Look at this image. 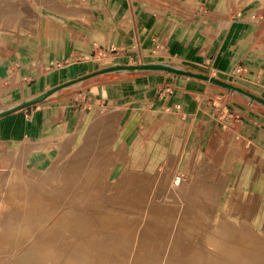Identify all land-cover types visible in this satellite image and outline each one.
I'll list each match as a JSON object with an SVG mask.
<instances>
[{"label": "rangeland", "instance_id": "obj_1", "mask_svg": "<svg viewBox=\"0 0 264 264\" xmlns=\"http://www.w3.org/2000/svg\"><path fill=\"white\" fill-rule=\"evenodd\" d=\"M75 1L0 0V47L3 51L7 49L8 36L10 49L12 42L21 39L20 33H37L44 25L51 26L61 17L75 18L78 11ZM174 26L179 25L176 22ZM260 46L261 57L264 59V45ZM100 53L98 57L105 67L143 63L171 64L162 59V56L167 54L163 42L160 43V48L154 47L143 53L144 58L141 61L133 56L137 51L116 49ZM180 66L178 67L193 70ZM239 71L241 78L228 77L216 71L213 75H218L221 79L232 78L237 84L240 81L244 84L242 81L246 70L241 68ZM110 72L111 74L106 76L109 80H105L112 87L109 93L122 91L126 94V99L117 104L106 102L95 106L88 105L76 129L54 140L57 151L53 161L48 166L37 169L46 173L58 171L64 167L67 160L74 158L73 154L77 150L86 149L87 155L82 159H86L88 165H94L98 170L97 178L92 180L95 186L79 194H76L75 189L71 190L68 197L72 202L55 203L43 199L26 212L22 221L0 225V264H44L47 261L46 254L38 252L34 246L41 237L53 235L55 230L61 229L63 233H68L78 222L73 205L79 202L84 204L85 199L97 200L100 204L106 203L103 209L108 211L110 216L119 217L117 223L121 221L124 224H138L128 237L123 234L117 236L119 255L126 257L123 262L159 264L157 255L163 254L164 250L157 248H163L165 244L161 242L154 246L155 243L150 242L148 236H155L157 239L170 237L172 248H168L166 255L171 257L170 262L185 264L179 259H182V254L188 250L187 243H190L191 239L201 245L209 242L210 238L201 234V231L206 229L205 224L230 223L235 219L240 227L255 233V236L249 234L248 239L264 246V163L258 159L255 164L250 157L246 161L242 143L237 139L238 135L233 127L226 125L216 131L215 135L219 134L221 141H207L209 145L205 149L176 148V154L172 155L171 116L166 108L156 115L155 111L149 110V102L140 105L139 102L132 104L125 101L129 96H134L135 92H150V101L171 95L170 87L162 85L159 80L160 75L171 76V73L161 70ZM146 73H152L150 80L141 76ZM205 73L212 75V71ZM189 79L205 83L219 91H229L217 84L203 82L205 80L193 77ZM150 87L152 90H149ZM239 95L247 99L244 94ZM254 103L256 109L264 112L263 104L257 101ZM10 105V94L8 101V95L0 93V112L8 106L10 108ZM94 109L104 113V121L91 119ZM1 149L0 146V190L3 193L13 180H21L28 175L29 169L34 168L26 165V148L14 155L11 152L4 153ZM98 182L103 183L105 187L101 189L96 186ZM158 205L163 207V210H160L163 214L161 218L152 212V208L159 207ZM6 207L9 212V205ZM190 207L201 208L206 220L200 223L186 219L187 209ZM215 215L218 216L216 220ZM141 229L144 235L139 233ZM160 230L162 231L158 234L155 233ZM197 230L199 234L196 237L185 234L186 231L195 233ZM119 231L121 233L125 230L120 227ZM141 246L146 248L143 256L140 252ZM174 247L176 251L173 250ZM112 259L117 261L119 258ZM256 260L251 264H264V260Z\"/></svg>", "mask_w": 264, "mask_h": 264}, {"label": "crops", "instance_id": "obj_2", "mask_svg": "<svg viewBox=\"0 0 264 264\" xmlns=\"http://www.w3.org/2000/svg\"><path fill=\"white\" fill-rule=\"evenodd\" d=\"M75 4V18L61 17L37 33H20L21 39L10 49L8 36L7 49L0 47V93L8 95V101L10 94V107L104 68L98 57L102 51L146 53L160 48L161 42L167 52L162 59L173 65L220 74L241 67L246 70L244 84L224 80L264 98V59L259 50L264 45L263 0H76ZM109 74L61 87L37 104L1 116V151L26 148L28 167L48 166L57 151L54 140L76 129L88 105L126 99L122 91L109 93L112 87L105 81ZM150 74L141 76L150 80ZM159 78L171 95L150 101V92H135L125 101L149 102L156 115L166 108L171 116L172 155L176 148L205 149L213 139L221 141L216 131L231 125L246 161L250 157L255 164L258 159L264 163V112L256 109L255 101L190 76L171 73Z\"/></svg>", "mask_w": 264, "mask_h": 264}, {"label": "bare ground", "instance_id": "obj_3", "mask_svg": "<svg viewBox=\"0 0 264 264\" xmlns=\"http://www.w3.org/2000/svg\"><path fill=\"white\" fill-rule=\"evenodd\" d=\"M105 117L104 113L96 109L91 113V119L93 121H100L105 119ZM17 152L19 153V151H11L13 155ZM85 155H87L86 149L77 150L73 154L74 158H72V160H67L64 167L52 173L39 172V170L35 168L29 169L28 175L22 179L20 178L21 180H13L5 192L2 193L0 190V225L2 226L7 223L11 225L20 220L22 221L26 216V212H29L36 203H41L43 199H48L55 203L61 201L72 202L68 197V194L72 192L71 190L75 189L76 194H79L83 192V190H88V188L95 186L92 180L97 178L98 170H96V166L88 165L86 159H82ZM103 166L105 165L103 164ZM178 179L181 178L178 177ZM95 182H97V180ZM96 186H100L101 189L105 187L103 183L99 182ZM97 198L98 197H96V199ZM6 205H9V212L7 211L8 207H6ZM104 205H106V203L100 204L97 200L92 199H85L84 204L79 202L73 205L74 212L78 215V222L76 225H73L68 233H63L61 229L55 230L53 235L41 237L34 246L38 252L46 254L45 259L47 261H45L44 264H47L46 262H48V264H122L126 257L119 255L120 248L117 236L123 234L128 237L135 231L134 229L138 224H124L121 221H119L121 223H117L116 220H118L119 217L114 218L110 216L107 213L108 211L106 212V210L103 209L105 207ZM158 206L159 207L152 208V212L160 217L163 216V214L160 213L163 207L162 205ZM4 207H6V209L2 212ZM187 210V216L185 215L186 219L196 220L200 223L206 220V215L202 213L201 208L190 207ZM164 216L166 215L164 214ZM179 217L178 215V218ZM165 218L167 217H164V219ZM217 218L218 216L215 215L214 220ZM120 227L124 228L125 231L120 233ZM204 228L206 229L204 230L201 228L203 229L201 234H205L206 237H209V242L201 245L196 242L195 239H191L190 243H187L188 250L182 254V259H179L183 260V263L251 264L254 263L252 262L254 259L264 260V246L254 243L256 242L254 240L248 239L247 236L249 234L255 236V233L252 230H246L240 227L236 219L230 223L223 222L221 224L217 223V225L208 223L205 224ZM198 230L195 233H187L186 231L185 234L196 237V235L199 234ZM161 231L162 230L155 233L158 234ZM139 233L144 235L142 229ZM148 238L150 242L155 243L154 246L161 242L165 244L163 248H157L158 250H164L163 254L157 255V262L159 264H180L178 261L170 262L171 257L166 255L168 248H172V239H170V237L167 239L159 237V239H157L155 236H148ZM174 249L175 247L173 250ZM123 250H125V248ZM140 252L143 256L146 252V248L141 246ZM112 257L119 259L114 261ZM127 259H129V257H127ZM129 262L124 261L123 264H137L135 262Z\"/></svg>", "mask_w": 264, "mask_h": 264}, {"label": "water", "instance_id": "obj_4", "mask_svg": "<svg viewBox=\"0 0 264 264\" xmlns=\"http://www.w3.org/2000/svg\"><path fill=\"white\" fill-rule=\"evenodd\" d=\"M116 70H131V71L161 70V71H167L170 73H174L177 75L190 76V77H194V78H198L201 80L212 82V83L217 84L221 87H224L230 91L242 93L245 96L249 97L252 101H258L259 103L264 105V98L262 96L254 93V92H251V91H249V90H247V89H245L239 85H236L230 81L221 79L219 77L209 75V74H206V73L201 72V71H194V70L179 68V67H176L172 64L143 63V64H129V65H113V66L105 67L103 69H99L97 71L91 72L85 76L79 77L78 79L68 81L59 87L50 89L44 95H42L38 98L31 99L28 101H24V102L20 103L19 105H16V106L10 107L6 110H3L0 112V117L7 115V114H10V113L17 111L19 109L26 108L28 106L37 104V103L45 100L47 97H49L53 93H55L61 87L76 83L78 81H81L83 79L89 78V77L94 76V75H98V74L106 73V72H110V71H116Z\"/></svg>", "mask_w": 264, "mask_h": 264}, {"label": "built area", "instance_id": "obj_5", "mask_svg": "<svg viewBox=\"0 0 264 264\" xmlns=\"http://www.w3.org/2000/svg\"><path fill=\"white\" fill-rule=\"evenodd\" d=\"M113 51H116V50H113ZM133 56H136V58L139 59L140 61L144 58V54H143L142 51H139L136 55H133ZM239 69L241 70V68H234L233 70L229 71L228 73H223L222 72L221 74L228 75V77H232V78H240V74L241 73H240ZM214 71H216V70H212V74H213ZM216 73H219V72L216 71ZM217 77H218V75H217Z\"/></svg>", "mask_w": 264, "mask_h": 264}]
</instances>
